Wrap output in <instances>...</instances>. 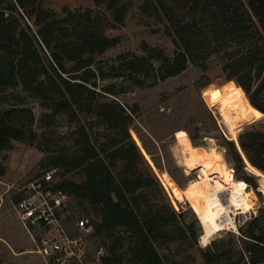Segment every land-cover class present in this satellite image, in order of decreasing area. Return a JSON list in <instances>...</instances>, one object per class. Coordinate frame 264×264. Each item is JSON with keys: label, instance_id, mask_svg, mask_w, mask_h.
<instances>
[{"label": "trees", "instance_id": "1", "mask_svg": "<svg viewBox=\"0 0 264 264\" xmlns=\"http://www.w3.org/2000/svg\"><path fill=\"white\" fill-rule=\"evenodd\" d=\"M92 1L94 8L58 15L42 0H0V151L20 141L42 153L43 171L54 169L55 188L92 224L90 242L104 250L101 264H264V208L237 234L200 247L198 219L190 209L175 210L131 136L138 105L117 99L189 65L219 68L245 110L223 104L234 122L222 119L223 159L232 163L234 181L254 185L250 173L264 178V132L237 133L264 116V0H143L140 13L161 26L172 53L142 44V54L122 52L109 61L100 55L119 37L107 31L124 23L130 4ZM28 99L42 109L39 130ZM59 117L70 127L63 135L69 146L51 142Z\"/></svg>", "mask_w": 264, "mask_h": 264}, {"label": "rangeland", "instance_id": "2", "mask_svg": "<svg viewBox=\"0 0 264 264\" xmlns=\"http://www.w3.org/2000/svg\"><path fill=\"white\" fill-rule=\"evenodd\" d=\"M128 2L130 10L124 23L107 31L109 36H118L119 43L105 51L100 58L109 61L122 52L142 54V44L161 47L167 54H171L173 45L170 38L162 33L159 28L161 26L155 23L153 18L140 13L138 7L143 0H128ZM42 4L58 15H62L66 8L74 10L95 7L92 0H42ZM109 82L104 81L100 84L107 85ZM7 93L16 95L14 90H8ZM219 96L223 102H220ZM117 99L129 108L134 104L138 105L139 113L130 128L132 138L165 188L175 210L190 209L198 219L184 190L189 184L203 178L204 170L203 167L196 169L183 167L180 146L187 144L204 151L212 147L214 151L211 155L223 158L225 155L223 137L227 130L223 120L232 127L234 125L226 110L228 107L232 109L241 107L244 110L238 97L228 87L220 69L215 67L202 72L197 67L189 65L185 71L175 77L151 87H133ZM26 102L33 108L35 114L34 129L39 130L37 119L42 109L38 102L29 99ZM224 103L228 105L227 109ZM245 128L264 132V116L255 122L243 125L237 135ZM52 129L54 133L51 142L54 146L72 144L68 136L63 137L70 129L64 117H59L57 125ZM237 129L234 126V136ZM140 138L146 143L149 153L143 148ZM41 158L42 153L34 146L20 141H12L8 150L0 151V167L3 173L0 177V264H44L41 257L35 253L36 246L16 214L14 200L19 189L44 170L39 164ZM152 159L156 161L158 167ZM226 163L234 175L232 163ZM207 165L205 164L204 167ZM213 170L218 171V169ZM218 173L222 176L224 170L219 167ZM238 174L246 173L241 171ZM250 174L254 185L248 183L250 184H247L248 190L255 196L251 209L242 213L229 211L228 224L211 235V239L237 234L239 224L249 219L251 215H255L260 208H264V192L260 187L259 177ZM209 183L211 186L208 185L207 192L214 193L216 184L213 181ZM227 193L219 195L224 203L227 200ZM197 225L202 233L199 219ZM199 246L203 247L200 244ZM197 261H199L198 257Z\"/></svg>", "mask_w": 264, "mask_h": 264}, {"label": "built area", "instance_id": "3", "mask_svg": "<svg viewBox=\"0 0 264 264\" xmlns=\"http://www.w3.org/2000/svg\"><path fill=\"white\" fill-rule=\"evenodd\" d=\"M54 169L42 171L18 191L16 214L44 264H101L104 250L90 242L93 226L78 217L70 197L56 189Z\"/></svg>", "mask_w": 264, "mask_h": 264}, {"label": "bare ground", "instance_id": "4", "mask_svg": "<svg viewBox=\"0 0 264 264\" xmlns=\"http://www.w3.org/2000/svg\"><path fill=\"white\" fill-rule=\"evenodd\" d=\"M234 138L236 140V132ZM180 150L183 167H193L194 169L203 167L204 170L203 178L189 184L184 190L186 198L201 223L203 235L200 237L199 244L203 246L210 241L211 235L228 224L227 213L229 211L242 213L251 209L255 196L248 190L247 184L234 181L232 171L223 158L211 155L214 151L212 147L204 151L182 144ZM209 163L214 164L208 166ZM205 164L207 166L204 167ZM219 167L224 170L222 176H219ZM213 169H218V171ZM258 180L264 192V178H258ZM210 181L216 184L214 193L207 192ZM224 192H228L225 203L219 196Z\"/></svg>", "mask_w": 264, "mask_h": 264}, {"label": "snow or ice", "instance_id": "5", "mask_svg": "<svg viewBox=\"0 0 264 264\" xmlns=\"http://www.w3.org/2000/svg\"><path fill=\"white\" fill-rule=\"evenodd\" d=\"M213 95L215 96L216 94L214 93ZM181 135H183V134H181Z\"/></svg>", "mask_w": 264, "mask_h": 264}, {"label": "water", "instance_id": "6", "mask_svg": "<svg viewBox=\"0 0 264 264\" xmlns=\"http://www.w3.org/2000/svg\"><path fill=\"white\" fill-rule=\"evenodd\" d=\"M210 240H211V237H210ZM203 246H205V245H203Z\"/></svg>", "mask_w": 264, "mask_h": 264}]
</instances>
